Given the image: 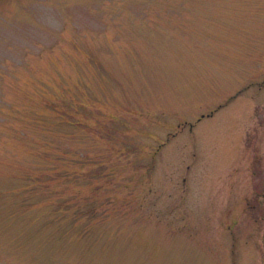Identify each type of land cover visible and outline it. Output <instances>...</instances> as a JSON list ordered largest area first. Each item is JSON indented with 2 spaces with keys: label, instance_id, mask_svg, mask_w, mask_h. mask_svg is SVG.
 <instances>
[{
  "label": "rangeland",
  "instance_id": "rangeland-1",
  "mask_svg": "<svg viewBox=\"0 0 264 264\" xmlns=\"http://www.w3.org/2000/svg\"><path fill=\"white\" fill-rule=\"evenodd\" d=\"M0 264H264V0H0Z\"/></svg>",
  "mask_w": 264,
  "mask_h": 264
}]
</instances>
